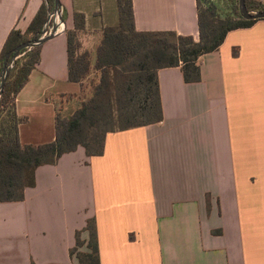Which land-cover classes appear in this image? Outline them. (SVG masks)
<instances>
[{"label": "crops", "instance_id": "obj_1", "mask_svg": "<svg viewBox=\"0 0 264 264\" xmlns=\"http://www.w3.org/2000/svg\"><path fill=\"white\" fill-rule=\"evenodd\" d=\"M59 2L66 30L85 16L82 51L95 63L103 31L119 25L117 0ZM132 2L137 32L199 42L197 0ZM43 3L0 0V55ZM67 43L63 33L41 45L16 98L22 145L54 142L57 113L77 109ZM198 65L193 83L180 67L158 71L161 122L109 133L101 156L79 147L39 167L23 201L0 203V264H80L71 251L80 233L88 252L90 222L100 264H264V20Z\"/></svg>", "mask_w": 264, "mask_h": 264}, {"label": "trees", "instance_id": "obj_2", "mask_svg": "<svg viewBox=\"0 0 264 264\" xmlns=\"http://www.w3.org/2000/svg\"><path fill=\"white\" fill-rule=\"evenodd\" d=\"M199 42L172 32H137L132 0H117L119 25L106 28L93 63L90 51H82L81 35L86 18L74 14V30L65 31L69 56V80L82 86L77 109L68 117L56 115V140L33 146L22 145L16 113V98L41 61V45L23 50L14 62L0 96V203L24 200L25 190L35 184L36 170L55 164L63 155L79 147L88 156L104 153L106 136L162 121L157 73L180 67L188 83L200 80L198 60L217 51L227 35L252 27L258 21L245 20L239 0H197ZM249 12H263L264 3L245 0ZM55 0H44L28 30L10 33L0 55V77L6 56L18 46L38 40ZM12 57V56H11ZM11 57L9 61L11 60ZM88 252H78L85 243L76 235V255L80 264H100L97 230L90 222Z\"/></svg>", "mask_w": 264, "mask_h": 264}, {"label": "water", "instance_id": "obj_3", "mask_svg": "<svg viewBox=\"0 0 264 264\" xmlns=\"http://www.w3.org/2000/svg\"><path fill=\"white\" fill-rule=\"evenodd\" d=\"M61 10L62 9H61V5H60L59 0H55V12H54V14H57V15L61 16ZM239 10H240V13H241L242 17L245 20H248V21L264 20V11L263 12H255V13L249 12L247 10V8H246L245 0H239ZM49 17H50V15H49ZM48 22H47L46 26L48 25ZM56 28L57 27L54 26L53 33H51L48 37L39 38L38 40H36L34 42L24 43V44L18 46L12 53H9L6 56V60L4 62L3 69L1 71V77H0V96H1V93H2V90H3V86L5 84V81H6L8 75H9V73L11 71L9 65L16 61V59L20 56V53L23 50L30 49V48H33V47H36V46H40V45L44 44L45 42H47L49 40H52L56 36H58L59 34L55 33L56 32ZM10 57H11V60L9 61Z\"/></svg>", "mask_w": 264, "mask_h": 264}, {"label": "built area", "instance_id": "obj_4", "mask_svg": "<svg viewBox=\"0 0 264 264\" xmlns=\"http://www.w3.org/2000/svg\"><path fill=\"white\" fill-rule=\"evenodd\" d=\"M55 10L51 12L49 15L50 17L48 18V25L44 27V31L42 33V36L40 38H45L48 37L51 33L54 31V26H56V34H63L66 31V25L63 18V12L61 10V16L54 14ZM21 56H19L17 59H19ZM16 59V60H17ZM10 69L12 70L14 68V62L9 65Z\"/></svg>", "mask_w": 264, "mask_h": 264}, {"label": "rangeland", "instance_id": "obj_5", "mask_svg": "<svg viewBox=\"0 0 264 264\" xmlns=\"http://www.w3.org/2000/svg\"><path fill=\"white\" fill-rule=\"evenodd\" d=\"M224 1H231V0H224ZM66 17H65V20H67L68 19V16H67V13H66V15H65ZM71 17V16H70ZM72 18V17H71ZM62 20H64V17L62 18ZM65 20H64V22H65ZM48 21V20H47ZM65 24H66V22H65ZM81 39H83V41L85 42V43H87V40H88V38H86V37H83V36H81Z\"/></svg>", "mask_w": 264, "mask_h": 264}]
</instances>
